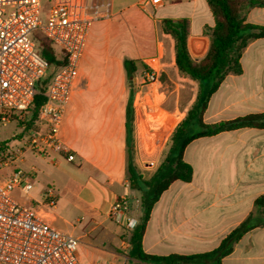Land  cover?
Masks as SVG:
<instances>
[{"label": "crops", "instance_id": "1", "mask_svg": "<svg viewBox=\"0 0 264 264\" xmlns=\"http://www.w3.org/2000/svg\"><path fill=\"white\" fill-rule=\"evenodd\" d=\"M106 1L109 7L103 9V18L90 30L74 90L64 108L60 138L66 152H51L45 157V188L52 185L58 189L56 207L47 215L53 227L79 238V246L93 235L88 248L97 264H141L129 257L130 236L142 216V192L130 186L128 162L145 180L154 175L179 123V107L177 89L166 92L161 81L143 86L144 71L129 78L124 62L136 60L147 65L152 57H158L161 74L168 76L166 66L178 71L174 40L169 38L166 49L161 43L160 34L169 37L162 30L164 19L190 20L188 49L198 62L209 50L210 38L205 30L214 26V17L207 0H164L156 9H143L141 5L147 0ZM103 2L100 0L101 9ZM247 23L264 25V9L252 10ZM125 30L131 31L127 40ZM241 64L243 74L227 76L211 97L204 114L206 123L264 112V39L247 47ZM182 76L193 83L197 94L199 83ZM150 86H157L161 101L158 113L166 114L158 128L149 125L146 115L154 114L153 110L136 103L139 95L143 101L148 96L155 102ZM144 88L149 90L144 92ZM69 155L74 161L67 160ZM184 159L193 168V180L172 183L153 207L143 237L147 254L211 252L250 215L256 199L264 196V129L244 128L194 140L187 146ZM49 163L52 170L46 166ZM15 168L16 164L2 178L9 177ZM66 194H72L75 205L88 214L93 225L88 232L76 236L60 222L57 206ZM121 198L129 199L130 211L116 221L108 212ZM78 254L81 259L79 249ZM222 264H264V228L245 234Z\"/></svg>", "mask_w": 264, "mask_h": 264}, {"label": "built area", "instance_id": "2", "mask_svg": "<svg viewBox=\"0 0 264 264\" xmlns=\"http://www.w3.org/2000/svg\"><path fill=\"white\" fill-rule=\"evenodd\" d=\"M103 1L101 9L100 0H0V123L25 120L38 83L48 74L50 65L37 48L35 31L66 56V64L56 70L47 87V101L35 127L23 136L25 150L19 152L32 150L44 157L51 152H66L60 138L63 112L75 87L90 30L103 18V9L109 7ZM45 4L49 9L43 24ZM163 4L164 0H147L141 7L156 9ZM146 66L144 85L158 84L160 59L152 57ZM138 101L143 103V96ZM15 141L20 142L17 137ZM20 157L11 144L0 151V264H81L79 238L48 221L47 214L58 201L56 191L45 188L34 210L17 201L13 192L29 194L34 188L35 170L15 168L9 177H1V171L15 165ZM74 159L73 155L67 157L68 161ZM129 211V199L121 198L111 205L108 216L120 221Z\"/></svg>", "mask_w": 264, "mask_h": 264}, {"label": "trees", "instance_id": "3", "mask_svg": "<svg viewBox=\"0 0 264 264\" xmlns=\"http://www.w3.org/2000/svg\"><path fill=\"white\" fill-rule=\"evenodd\" d=\"M214 17V26L207 27L205 35L210 38V46L206 56L196 62L188 49V38L191 34L189 19H164L161 22L163 33L175 42V65L180 74L199 83V90L184 118L178 123L170 136L162 161L154 175L145 180L140 176L132 162H128L130 186L142 192V216L130 236V258L141 264H222V259L230 255L241 238L256 228H264V196L256 199L250 215L235 228L211 252L168 256L147 254L143 249V237L153 207L161 195L175 181L190 183L193 180V168L184 159L187 146L194 140L213 137L223 132L244 128L264 129V112L238 117L233 120L208 124L204 114L211 97L229 75H242L241 58L247 47L258 39H264V25L247 23L249 13L254 9H264V0H207ZM37 48L42 57L49 63L47 76L38 83L37 93L24 121L18 122L22 128L21 135H27L35 127L38 114L47 101V87L60 67L66 64L64 52L45 38L36 39ZM125 69L129 78L137 71H147L148 67L136 60H125ZM161 81L164 74L160 75ZM41 83L43 87L40 88ZM133 111L129 102L127 133L132 139ZM19 135L17 136V138ZM9 143L0 144V151Z\"/></svg>", "mask_w": 264, "mask_h": 264}, {"label": "rangeland", "instance_id": "4", "mask_svg": "<svg viewBox=\"0 0 264 264\" xmlns=\"http://www.w3.org/2000/svg\"><path fill=\"white\" fill-rule=\"evenodd\" d=\"M48 9H49L48 4H45L41 15V21L43 24L46 23ZM130 33L131 31L128 30H125L123 32L124 38L126 40L129 38ZM35 34L38 36V38H42L40 31L38 30L35 31ZM155 37L156 36L154 33V38ZM160 37L162 41L161 43L164 45L166 49L167 48L166 44L170 37L168 38L162 37L161 34ZM165 59L167 62L168 60L166 57ZM166 72L168 76L165 74L164 79L162 81L160 79L161 83L164 84L162 89L166 92H170L174 89H177L176 92L178 96L179 111L177 113L176 120L177 122H180L185 116L184 114L186 113L185 109L187 108L189 109L191 107L190 105L193 104V100L196 96V90L194 89L195 87L193 83L184 79L182 74L176 71L175 67L171 68L169 66H166ZM143 86H149V85L145 84ZM41 87H43L42 83L40 88ZM150 87L152 88L151 93L153 92L155 102L152 101L148 96L145 97V101H143V103L139 102L138 100H140L142 97V95H139L136 103L138 106L147 105L153 110L154 114L152 115L146 114V115L148 117L149 125L151 126L152 124L153 128H158L163 124L166 114L164 112L158 113L159 111H161L160 110L161 101H159L157 97V93H156L157 86H150ZM144 89H145L144 92H147L149 90L147 88ZM21 132H22V128L18 125L17 122L13 121L7 124L0 123V144L5 142L11 144L12 151L16 155L21 156L16 163L17 168L23 169L25 171H30L32 168H35L38 171L35 178L33 179L34 188L31 190L29 194H23L20 191H16L13 193V197L17 199L20 203L35 210L38 207L37 202L41 200L40 193L43 190H45V157L39 155L36 151H32V150H26L24 153L18 151V150H25L23 146L24 137L21 135ZM18 135H19L18 140L20 142L17 141L14 142V140ZM49 164L46 166L48 169L51 168L52 170L53 164L51 163ZM10 169L11 167L4 168L1 171V177L4 176ZM48 187H52L55 191L58 190L52 185ZM57 213L60 217L59 218L60 222L65 223L66 229L70 232L73 231L76 236L84 232L85 233L88 232L89 229L93 226L92 223H90L88 220V214L75 205L74 197L72 194H66L64 196L62 195V200L58 203L57 206ZM141 214L142 212L140 211V215ZM82 218H84V220L80 221ZM92 237L93 235H90L89 237L83 239L82 241L83 244L79 246V250L81 253V259H80L81 264H97V262H99L97 261L96 257L92 256V254L90 253V249L88 248V243ZM81 248H83L82 251Z\"/></svg>", "mask_w": 264, "mask_h": 264}]
</instances>
